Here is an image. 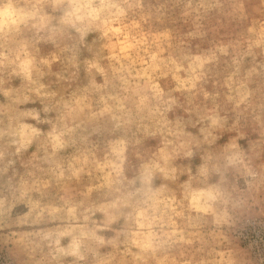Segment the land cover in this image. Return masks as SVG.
<instances>
[{
    "label": "clouds",
    "instance_id": "obj_1",
    "mask_svg": "<svg viewBox=\"0 0 264 264\" xmlns=\"http://www.w3.org/2000/svg\"><path fill=\"white\" fill-rule=\"evenodd\" d=\"M0 264H264V0H0Z\"/></svg>",
    "mask_w": 264,
    "mask_h": 264
}]
</instances>
